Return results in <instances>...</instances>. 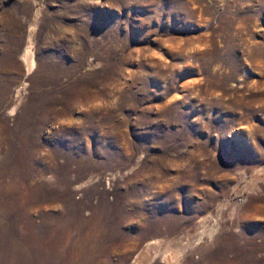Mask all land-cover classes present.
I'll return each instance as SVG.
<instances>
[{"label": "rangeland", "instance_id": "rangeland-1", "mask_svg": "<svg viewBox=\"0 0 264 264\" xmlns=\"http://www.w3.org/2000/svg\"><path fill=\"white\" fill-rule=\"evenodd\" d=\"M0 264H264V0H0Z\"/></svg>", "mask_w": 264, "mask_h": 264}]
</instances>
